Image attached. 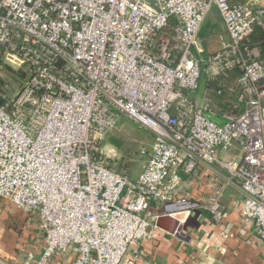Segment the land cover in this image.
Instances as JSON below:
<instances>
[{"label": "built area", "instance_id": "obj_1", "mask_svg": "<svg viewBox=\"0 0 264 264\" xmlns=\"http://www.w3.org/2000/svg\"><path fill=\"white\" fill-rule=\"evenodd\" d=\"M213 8L229 41L211 51L199 33ZM256 27L264 32V7L231 0H0V70L26 71L12 99L0 84V198L27 213L44 245L18 264H52L73 248L72 264H121L151 238L153 204L204 209L219 224L228 186L264 241V62L248 45ZM235 70L241 94L217 125L196 99L198 82ZM124 117L153 135L136 179L104 148ZM201 170L220 187L194 200L180 192L182 175Z\"/></svg>", "mask_w": 264, "mask_h": 264}, {"label": "crops", "instance_id": "obj_2", "mask_svg": "<svg viewBox=\"0 0 264 264\" xmlns=\"http://www.w3.org/2000/svg\"><path fill=\"white\" fill-rule=\"evenodd\" d=\"M231 2L264 7V0ZM209 14L220 20L222 30L219 36L213 37L210 45L213 51L219 45L218 37L229 41V36L217 9L213 8ZM210 47L203 48L210 50ZM203 99L206 100L205 94ZM238 155V150H232L227 158ZM182 177L180 192L194 200L210 199L220 187L207 170H201L196 178ZM242 200L243 195L237 187L224 188L219 202L225 217L219 224L204 209L175 210L168 214L161 206L153 204L150 209L151 238L130 246L121 264H264V241L254 223L242 217ZM43 249V237L27 213L0 198V256L18 264L36 261ZM77 256V250L73 248L67 255L54 256L52 264H72Z\"/></svg>", "mask_w": 264, "mask_h": 264}, {"label": "rangeland", "instance_id": "obj_3", "mask_svg": "<svg viewBox=\"0 0 264 264\" xmlns=\"http://www.w3.org/2000/svg\"><path fill=\"white\" fill-rule=\"evenodd\" d=\"M211 14L205 19L199 33V44L204 48H207V46L210 47V45L213 44V37L219 36L220 33H222L220 20L217 19L214 14ZM22 69L26 74V71H24L25 68H2L0 70V84L10 99L16 96L25 82V74L20 71ZM207 80L208 78L205 72H202L195 92L196 99L199 103L206 104L203 95L207 88ZM205 116L217 125L222 126L225 124V122L220 121L219 117H214L211 112L205 111ZM112 138L123 144L121 148H116L111 145L110 140ZM152 143L153 135L150 131L140 128L137 124L124 117L118 122L117 126L107 134L104 148L111 157V162L115 165L118 172H126L131 176L130 178H135L142 171L146 163V157L140 154L141 149L143 147L149 148Z\"/></svg>", "mask_w": 264, "mask_h": 264}, {"label": "trees", "instance_id": "obj_4", "mask_svg": "<svg viewBox=\"0 0 264 264\" xmlns=\"http://www.w3.org/2000/svg\"><path fill=\"white\" fill-rule=\"evenodd\" d=\"M248 45L250 48H256L259 51L260 59L264 62V32L259 27L254 29ZM239 75V70H235L230 73L228 77L220 76L213 81L209 79L207 80V88L204 93L206 102L209 103L210 109L216 114L217 117H220L223 113L232 110L233 106L237 105L238 98L241 94V89L236 84V80ZM242 110L243 106H240V109L239 111L237 110V112ZM110 143L116 148H121L123 145L120 143V141L118 142L114 138L110 140ZM120 173L122 175L128 176L129 178L131 177L126 172Z\"/></svg>", "mask_w": 264, "mask_h": 264}]
</instances>
